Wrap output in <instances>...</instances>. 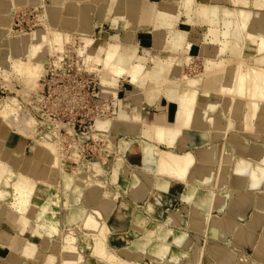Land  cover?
Instances as JSON below:
<instances>
[{"label":"bare ground","instance_id":"1","mask_svg":"<svg viewBox=\"0 0 264 264\" xmlns=\"http://www.w3.org/2000/svg\"><path fill=\"white\" fill-rule=\"evenodd\" d=\"M27 1L40 8L42 14L39 18H41V23L44 27L41 25L43 29H38L32 34L20 36L15 41L11 42L9 51L16 53L18 58L13 64L14 69L11 68L12 70H10L12 72L15 70L18 75L24 77V79L22 78L23 80L26 81L27 79L33 82L36 78H39L41 72L44 70V67L42 68V63L48 62L46 59L42 58L45 53L44 50L49 53H55L57 57L56 60L62 59L61 53L64 52L62 49L64 42H66L64 37H67L69 35L68 31L71 30L65 28V26L70 25L72 21L75 22L76 20L74 17L76 16L80 17L77 22L85 29L83 32L81 31V39H83L84 44L76 51H78L77 53L81 56L84 64H88L87 68H89V70H93L95 67L98 71H102L104 74L110 76L109 81L103 80L105 84L113 85V83L125 72L131 75V79L134 82L142 86H144L147 79H150L149 73L144 66V61L128 62L121 59L116 61L117 45L108 43L99 44L92 38L93 36H88L89 34L86 33L92 31V20L98 6L109 8L111 3L117 2L118 7H122L123 10H126L127 6L126 15L129 19L135 15L136 9L134 7L130 9L128 5H123L124 0H52L50 4L47 3L46 0H12L11 4L9 2V4L3 7L5 12H3L1 16L3 26L8 23L9 20L7 16L8 14H13L16 5H18L19 2L23 3ZM187 1L189 3L195 2L194 0ZM225 1L230 2L235 7L240 6V8L233 9L231 6L232 9H228L223 6L224 4H198L196 13L200 15V17L205 16L210 24H214L215 21H218V24L223 26L221 35L231 42L229 46L230 53L242 55L247 47L248 49L256 48L260 52L263 51L264 29L259 33H253L250 30L249 24L251 22L252 12L248 7L253 6L259 10L263 9L264 0ZM126 3L128 4V1ZM252 3H254V5H252ZM173 20L174 18L170 17V21L172 22ZM61 29L67 30V32H63ZM186 33L179 30L176 31L175 34H171L172 38L167 40L169 43L167 47L174 50L179 46V49L176 50H180L186 41ZM165 39L166 36H164V40ZM246 39H249L252 44H247ZM24 46L25 48H23ZM24 49L26 59L20 57ZM211 51V56L217 54L216 52L213 53V50ZM214 51H216V48H214ZM200 52L201 54L208 53L205 46H202ZM191 59V56L186 57L184 65L188 64L186 62H190ZM56 60L52 61V64H57L58 61ZM206 61L205 70L199 74L197 79L194 78L195 83L193 86L180 89L177 96L179 105L174 118L175 122L172 126L167 125L166 122L159 123L155 127L146 125L147 128L144 129L146 134L144 135L149 137L152 141L149 139H129L119 136L120 142L118 147L119 150L121 149L127 152V156L128 154L131 156L133 155V160L129 163L140 167V169L137 168L136 171H133L130 165H124V172L131 175L133 178V181L129 185V191L132 193L133 197L137 194L135 198L136 200H140V203L144 202L147 197L146 195L152 190L154 185L160 189L169 190L184 183L185 189L181 193V200L184 202L185 206L182 208V212L189 218L187 219L186 216L184 218L180 215L176 216V214L173 213L168 217L171 222L173 221L175 223L177 221L178 225L179 222L183 221L179 226L184 228L193 221L195 223V228L198 230V236H205L207 234L203 221H207L213 225L221 222V219H219L220 216H212V211L214 209L213 202L215 200L217 202L219 201V205L221 204L220 209H223L225 206V202L229 197V194H227L229 192L227 184L230 180L231 173L233 174L234 172L236 176H238L239 188L244 185L247 176L251 179V185L255 187L264 179V144L259 151L260 160L258 159L259 161L253 163L247 158L234 159V149H246L250 144L249 140L233 135L235 140H232L231 143H234L235 147H231L222 139L230 129L246 132L249 131L248 128L252 130L255 122L259 121V119L264 120V66L246 63L244 65L245 69L242 70L241 64L237 65L236 62L234 63L232 60L217 62L212 60ZM173 66L172 62H164L159 70L160 81H165L169 78L172 80L191 79L186 74L181 73V71L178 73L171 70L174 68ZM89 70L88 72H90ZM9 75L10 74H8V76ZM199 91L205 93L208 97L205 107L197 106ZM110 93H112L113 97L117 95L115 90L105 89V95ZM15 109L17 108L14 104L0 99V119L2 123L4 125L9 124L16 128V130L21 131V133L25 135L22 136L23 138L30 137L33 133L35 134V121L32 116L28 115L20 118V126L14 123L16 118V116H14ZM116 118L117 115L111 118L97 119L95 127L99 130L112 132V128L115 127L118 121L115 120ZM150 130H152L153 133H150ZM139 132V136H142L141 129ZM53 134H56L54 129L44 132L39 138V140H41L39 142V144H41L40 146L43 147V149L49 146L51 150L48 151L53 155V161L50 163L47 173H44L45 168H42V165L39 163L31 164L29 160H19L18 155L11 157L10 161L7 162L5 159L10 157L11 150L4 144L6 135L0 137V217L6 214V211L9 209L7 199L11 196L13 190L15 192V202L9 210V214H11L14 220L20 219V222L25 226L29 218H32V216L36 215L38 212L40 213L39 217H44L46 214V207L49 205L47 201L43 204L41 201L44 195H46L48 199H54L55 195L53 196V194H50L51 191L48 190L43 189L42 193L38 190L45 185H49L50 187L58 186L61 176L64 180L63 186L65 188L70 186L72 181H75L78 187H89L88 190L91 189L90 196L93 199L89 198V200H91L92 203L88 200H84L86 204L91 203L93 205L94 203H99L101 208H103L102 206L109 204V199L114 197V192L111 188L106 187V185H102V187L98 185L102 188V190H99V187L98 189L89 182V173L94 174L102 171L99 162H86L87 166L84 172L77 170V167L72 168L73 171H69L68 174L67 172H63V160L60 156V147L56 148L53 146L54 143H56L52 138ZM94 136L96 135L94 134ZM178 140L180 142H178ZM254 151L253 149L249 150V154ZM18 160L19 162L17 163L16 161ZM74 160L77 161L75 156ZM232 167L233 172H231ZM75 170L79 173L75 172ZM113 171L112 173L116 176L117 170L114 169ZM71 173L74 176L76 174V176L74 177ZM40 179L43 181V186L39 185L40 187L38 188L37 180ZM196 183L198 185H196ZM37 195L38 199L36 202L34 201L36 205H33L32 202L35 200V197L37 198ZM94 197H97V199H94ZM247 198L248 194L243 193L241 198L243 203L248 202ZM258 203V209L264 211V193L259 198ZM186 205L189 206L188 209ZM109 206L105 207L109 209L104 215L105 217L100 218L103 215L102 209L97 210L93 208L89 210L91 206L85 208L83 204L76 208L75 211L77 212L73 213L74 216L72 215L70 218L71 221L75 222L76 220V223H74L76 224L75 228H72L69 226L71 224H68L67 226L65 225L66 228L64 231H62V228H58L57 225H49L51 217H53L57 223L58 220L55 212H51L52 214L48 213L42 227H45V230L51 227L52 231L56 234L54 236L52 235L54 243L51 248L54 250V246H57L58 243L61 247L60 250L57 249L54 257H45L50 261L48 263L69 264L68 262L64 263V261H68L66 257H70L72 260L75 259V264H147L146 262L142 263L144 259L143 250L144 247L153 240L148 247L151 251L146 254V259L150 260V264H181L179 257L190 250L196 253H194L195 255L189 260V262L191 261L190 264H202L200 263V257L206 245L197 249L193 244L194 239L190 238L188 235H184V233H180L178 235L176 234L172 242L174 246L170 247L167 243H164V241H158L155 238L156 233L160 230V223L152 222L151 226L146 227L145 232L148 236L144 235L143 238H140L141 233H138L135 229L129 230L128 232L123 231L122 233L121 231L116 233L113 230V232H111L107 224V219L111 217L116 220L124 218L127 214V205L124 201H120L117 202L114 210H111ZM191 207H193L192 210H190ZM197 209H203L206 212L203 221L201 217H197ZM43 213L45 214L43 215ZM133 214L135 217L134 220L138 226L143 229V220L146 221L147 218L139 214V212ZM252 223V225L257 227L260 221L256 218L253 219ZM24 226L21 232H24ZM86 228L90 229L91 238L89 242L83 240L82 244L86 247H90L91 253L89 256L83 257L79 251L81 242L79 235L83 234V230ZM142 232L144 234V231ZM232 232H234L232 234L233 239H229V243L232 244V246L236 247L237 242L253 246V255L250 254L251 256H248L246 253L241 252L243 256L246 254L245 257H247V259L240 258L236 264H256L257 261L255 260L264 256V232L261 235L262 237L257 239L253 231L247 229L245 225L242 224L239 226L237 225L236 228L234 227ZM110 234H112L113 243L116 242L117 245L130 242L131 237H136V239L132 240L127 247H123L121 250L111 247L112 250L107 251L106 244ZM197 238L199 239V237ZM62 239L66 244H72L68 245L67 247L69 248L65 249L68 254L62 253V241L59 242ZM139 239L142 243L141 248H138ZM49 246L50 244L47 243V247ZM207 248L212 255H217L218 259H220L219 257L225 259L228 257V254H230V251L215 243L208 244ZM0 250L5 252L3 256L0 254V263L4 261L6 263H19L20 256L24 254L27 259H29L30 263L36 264L41 257L34 243L23 240L19 235L12 232L9 233L2 230H0ZM45 258L43 257L41 259L42 263H44Z\"/></svg>","mask_w":264,"mask_h":264},{"label":"rangeland","instance_id":"2","mask_svg":"<svg viewBox=\"0 0 264 264\" xmlns=\"http://www.w3.org/2000/svg\"><path fill=\"white\" fill-rule=\"evenodd\" d=\"M7 1L10 2V4L12 3V0ZM252 5H254V3H252ZM41 14L42 12L40 8H38V6L36 7L29 1L23 3L19 2L13 11V14H8V23L5 26H3L2 22L0 23V99L2 101L6 100L14 104L17 108L15 109L17 112H14V116H16L14 123L20 126V118L28 115L32 116L35 121V134L33 133L30 137L23 138L22 136L25 135L21 133V131L16 130V128L12 127L9 124L4 125L0 119V137L6 135L4 144L11 150L10 157L8 159L6 158L5 160H7L8 162L10 161L11 157H15L16 155H18L19 160L26 159L29 160L31 164L39 163L40 165H42V168L46 169L45 173H47V169L49 168L50 163L53 161V155L48 151L51 150L49 146H47L46 149H43V147L40 146L41 144H39V142L41 140H39V138L44 132H48L54 129L56 134H53L52 138L56 143H54L53 146L56 148L60 147V156L63 160V172H67L68 174V172L75 167H77V170H79L80 172H84V169L87 166L86 162H99L102 171L94 174L89 173V182L90 184L95 185L94 187L96 188L99 187L98 185H100V187H102V185H106V187L111 188L114 192V197L109 199V204H105L104 206H102L103 208H101L99 203H94L93 205L91 204L92 201L89 200L91 192H87V187H78L75 181H72L71 185L65 188L63 186L64 180L62 176L59 179L58 186H43L44 190L51 191L50 194H53V196L55 195L54 199L49 198L50 200L46 197V195H44V198L41 202L46 203L47 201V204L49 205L48 207H46L45 213L48 214L50 212H55L59 224L57 226L60 229L62 228V231H64L66 228L65 225L67 226L68 224H71L69 226L75 228L76 224L74 223H76V220L74 222L71 221L70 218L72 215L74 216L73 213L77 212L75 211L76 208L82 206L83 204L85 205V208L91 206L92 208L89 207V210H92L93 208L97 210L102 209L103 215L100 218L105 217L104 215L109 211V209H106L105 207L110 205L109 208L111 207V210H114L117 202L120 201H124L126 205L127 203L129 204L126 206V208H137L136 203L128 200L129 196H133L131 192L126 191V189H128L126 184H128L130 179L133 178L131 177V175H128L124 172V165L128 164L132 169L138 168L139 166L129 163L132 162L133 155L131 156L130 154H128L127 156V152L118 149L120 139L119 135L115 131L109 132L107 130H99L95 127V122L97 119H105L116 116L117 107L116 105H114V102L117 100L118 95L113 97L112 93L108 95L104 94L101 86V83H103L104 79V73L102 71H98V69L95 67L93 68V70H89V68H87L88 64H84L81 56H79V54L77 53L78 51L76 50H78L79 47L84 44L83 39H81L82 37L80 31L76 29L69 30V35L67 37H64L66 42H64L62 49L64 52L62 51L63 53H61L62 59L56 60L57 57L55 53H49L44 50L45 53L42 58L46 59L48 62L42 63V68L44 67V70L41 72V74H43L44 76L40 74L39 78H36V82H32L27 79L26 82L25 80H23L24 77L18 75L15 70H13V72L11 71V68L14 69L13 64L18 58L16 53H14L13 51H9L11 42L15 41L20 36L32 34L38 29H43L44 26L41 23V18H39ZM0 16H2V13H0ZM0 20L2 19L0 18ZM101 27L102 26H96V33L89 34L88 36L91 35L94 38L99 37L100 31H102ZM62 31L67 32V30ZM23 48H25V46ZM24 51L25 49L22 51L20 57H24L23 59H26V54L24 53ZM231 55L236 58V64H241L242 70H244V65L248 63V61L244 59V53L242 55H234L233 53H231ZM55 60L58 61V63L52 64V61ZM186 63L188 64L184 66L182 72L188 75L189 78L197 79L199 74L202 72L198 69V66H196L199 62L192 61L191 59L190 62L188 61ZM86 68L90 72H88ZM8 74L10 75L8 76ZM4 75L8 77H5ZM248 129L249 131L246 132H252L254 134L260 135V137L256 138L257 143L261 144L264 142L263 138H261V136L264 135L263 119H259V121L255 122L252 130L250 128ZM94 134L96 136H94ZM54 136L56 139L54 138ZM31 144L33 145L31 146ZM30 146L33 151V157L28 158L24 155V153L27 155L30 154ZM73 155L76 157L77 161L74 160ZM19 160L16 162L18 163ZM114 169L117 170L116 176H114V174L112 173ZM77 170H75V172H77ZM196 185L198 184L196 183ZM184 189L185 185L184 183H181L176 186V188H171L168 191H157L156 189H152V191H149L144 202H141L139 205L140 207L137 208L139 209V214H143L145 217L148 216L146 221L143 220L145 223H143L144 234L140 235V238H143L144 235L148 236L145 232V229L146 227L151 226L152 222L160 223L161 230L166 228H170L175 231L181 229V226L179 225L183 221L179 222L178 225L177 221L175 223L170 222V220L168 221V216L172 213L176 214V216H186L184 212H182V208L185 206V204L181 200V193ZM99 190H102V188H100ZM37 199L38 195L37 198L35 197V200H33V205H36L34 201L36 202ZM94 199H97V197H94ZM84 200H88L91 203L86 204ZM59 201L60 204L58 203ZM50 203L55 204L54 208H52V205ZM186 207L187 209L189 208V206L187 205ZM192 209L193 207H191L190 210ZM126 212H128V210ZM148 212L150 213V215H148ZM202 212L206 213L203 209H197V217H201ZM47 214H45L44 217L40 216V218H38V220L36 221V226H38L39 222L44 223L43 219ZM37 215L38 213L32 216V218H35ZM60 216H62V221L60 220ZM50 220L54 221V218L52 217L50 218ZM225 222H219L216 225H213L206 221L204 225L207 227V234L205 236H198V230L195 228V223L193 221H191V224L188 225L190 229L195 231H191L189 235L192 239H194V247L196 246V248L198 249L199 247H204L206 245V248L205 250L203 248L200 257V263L234 264L237 263L238 259L240 260V258L247 259V257H245L246 254H244L243 256L240 250H237L235 246H232V244L229 243V239H233L232 234L234 232H230L232 227L234 228L235 225H230L232 226L230 228L229 223ZM240 222V224H243V221ZM107 224L110 223L107 221ZM208 228L210 230H208ZM221 229H223L224 233L219 234ZM86 230L89 232H87ZM83 231V234L79 235V238L81 240L79 251L83 257H87L91 253V248L84 246V244H82V241L84 240L89 242L91 238V232L90 229L87 228ZM197 237H199V239ZM261 237V235L256 236L257 239H260ZM172 238L173 236H170V241L172 240ZM61 241L63 249L62 253H66L65 249L69 248L67 246L72 244H66L65 242H63V239L59 242ZM138 242V248H141L142 243L140 239ZM151 242H153V240H151L149 244L144 247V259L142 260V263H151L149 259H146V254L151 251L150 248H148ZM210 243H215L218 246H223L225 249L230 251V254H228V257L225 259H221V257H219L220 259H218L217 255H212V253L209 252L207 245ZM106 245L107 251L112 250L111 247H108V242ZM194 253L192 250L186 251L184 255L179 257L180 263H190L191 261L189 262V260L196 254ZM52 256L54 257L55 255H51V257ZM66 258L68 259V261H64V263H76L75 259L72 260L70 257ZM40 261L41 260H38L36 263H42V261ZM48 262L50 261L45 258L44 263ZM25 263L30 262L28 260Z\"/></svg>","mask_w":264,"mask_h":264},{"label":"crops","instance_id":"3","mask_svg":"<svg viewBox=\"0 0 264 264\" xmlns=\"http://www.w3.org/2000/svg\"><path fill=\"white\" fill-rule=\"evenodd\" d=\"M46 1L49 4L52 2V0H46ZM127 1L128 4L126 3ZM194 1L195 2L189 3L187 0H124L123 5L125 6L128 5L130 9L132 7L136 9L135 15L130 17V19L126 15L127 6H126V10L125 9L123 10L122 7H118L117 2L111 3L109 9L104 6H98L96 10V14L94 15V18L92 20V31L86 33L95 34L96 26H102L101 27L102 31H100V36L97 38L93 37L95 41L99 44L108 43L112 45H117L116 61L118 59L128 62L144 61L145 62L144 66L150 76L149 77L150 79H147L145 81L144 86L134 82L131 79V75H129V73L127 72L123 73L116 80V82L113 83V85L105 84L104 81L103 83H101L102 91L104 92V94H105V89L108 90L111 89L113 91L115 90L118 95L117 100L114 102V105H116L117 107V111H116L117 118L115 120L118 121L116 122L115 127L112 128V130L118 133L119 136H123L125 138L127 137L129 139L142 138L143 140H148L149 137H146L144 135L146 134L144 130L147 128L146 125L150 127H155L157 124L162 122H166L167 125L169 126H172L174 124L175 114L177 112V107L179 105L178 104L179 99L177 97L178 93L181 88L193 86L195 80L192 78L189 80H185V79L172 80L169 78L165 81L162 80L160 81L159 70L165 61L172 62L174 68H172L171 70H174L178 73H180V71L181 73H183L182 69L184 68V66H186L184 65V61L188 56L192 57V61L199 62L196 66H198V69L200 71L205 70V66L207 62L206 60H210V61L212 60L216 62L223 60L225 61L232 60L235 63L236 58H234L229 52V46L231 42L228 39H225L221 35V29H223V26H220L218 24V21H215L214 24L212 23L210 24L205 16L200 17V15H198L196 12H197L198 4L200 5L224 4L223 6L227 7L228 9H232V8L239 9L240 6L235 7L233 4L225 0H216V1L194 0ZM7 4H9L7 0H0V13L3 14L4 12L3 7L6 6ZM248 8L252 12L251 22L249 24L250 30L253 33L256 32L259 33L262 29H264V8L260 10L254 8L253 6H249ZM170 17L174 18L172 22L170 21ZM74 18L76 21L75 22L72 21V23L68 25L69 27L65 26V28L67 29L69 28L71 30L76 29L80 32L81 31L83 32V30L85 29L81 26L80 23L77 22L80 19V17L76 16ZM1 22L2 20H0V23ZM212 28L214 29V31ZM179 30H182L185 33L187 32L186 33L187 38L185 43L183 44L184 47L182 46L180 50H176L179 49L178 46L175 49L173 48L174 50H172V48L167 47L169 46L167 40L169 38L170 39L172 38L171 34H175V32ZM164 36H166L165 40H164ZM246 42L247 44H252V42L249 39H246ZM202 46L206 47V51L208 52L207 54H201L200 50ZM214 48H216V51H214ZM211 50H213V53L216 52L217 54L215 56L213 55L211 56L210 55L212 52ZM243 56L244 59L248 61V63H251L252 65L260 64L264 66V50L260 52L256 48L248 49L247 47V49H245L244 51ZM103 78H104L103 80L105 81L110 80V76L107 74H103ZM207 98L208 97L205 93L199 91L197 106L205 107L207 103ZM140 129L142 136H139ZM236 130L237 129H230L229 131H227L224 138H222L224 141L228 143V146L235 147V144L231 143L232 140H235L233 135H236L237 137L240 136L243 137L244 139L249 140L250 144L248 147H246V149L235 148L234 159L247 158L250 159V161H252L253 163L259 161L260 160L259 151L261 150V147L263 146L264 142L261 144L255 143L257 142L255 140L256 138L260 137V135L254 134L252 132L248 133V132H243L240 130L236 131ZM150 133H153L152 130H150ZM261 138H263L264 140V135H262ZM178 142L180 141L178 140ZM32 145L33 144H31V146ZM31 146H30L29 155L23 152L24 155L28 158L33 157V151ZM251 149L255 151L249 154V150ZM132 170L136 171L137 168H134ZM45 172L46 169L44 170V173ZM231 172H233V167L231 169ZM238 179H239L238 176H236L234 172L233 174L231 173L230 180L228 181L227 184L229 189L228 190L229 192L227 194H229V197L226 200L223 209H220L221 204L219 205L218 203L219 201L217 202L215 200L213 202L214 209L212 211V216L213 215H216L218 217L220 216L219 219H221V223L226 221L227 223H229L230 228H231L230 225L232 226L235 225L237 227V225L241 223L240 221H243L242 225H245L247 229L253 231V233L256 236L262 235L264 232V211L258 209L257 206L259 204L258 203L259 198L264 193V179H262L259 185L255 187L251 185V179L247 176L244 185L240 188L238 187ZM132 181L133 179H130L129 183L126 184L128 187L126 191L130 190L129 185L131 184ZM42 182L43 181L41 179L37 180L38 188L40 187L39 185L43 186ZM152 189H156L157 191H168V190L160 189L156 185H154ZM42 190L43 187H40L38 191L42 193L43 192ZM88 191L91 192V189L87 190V192ZM243 193L248 194V198H247L248 202L246 201L247 203H243L241 199ZM135 197H137V194H135L134 197L129 196L128 200L136 203L137 205L136 207L139 208L140 200H136ZM89 198L93 199L91 196ZM7 200H8L9 209L6 211V214L0 217V230L9 233L12 232L16 235H19L20 238H23V240H27L30 243H34L37 247V251L41 254L40 260L43 257L45 258L49 255L50 256L56 255L57 249L60 250L61 247L60 244L58 243L57 246H54V250L51 248L54 243L53 236L56 235L54 231H52V228L48 227L45 230L44 229L45 227H42L43 225L41 224L43 223L41 222H39L38 226H36V221L38 220V218H40L39 217L40 213L38 212V215L35 218H29L27 224L24 226L20 222V219L14 220L13 217H11V214H9V210L12 208V205L15 202L14 190L12 191L11 196L8 197ZM58 203L60 204V201ZM50 204L52 205V208H54L55 204L54 203H50ZM127 205L129 204L127 203ZM137 208H133V207L127 208L128 212L125 215V217L122 219L116 220L112 217L108 218L107 221L110 223L108 225L110 227L111 232L114 231L117 233L121 231L122 233L123 231L128 232L129 230L135 229L138 231V233H141L140 235H142L143 229L139 227L136 221L134 220L135 217L133 213L138 212L139 209ZM201 214H202L201 219L203 221V218H205L206 213L202 212ZM148 215H150V213ZM142 216L144 215L142 214ZM186 218L188 219L189 217L186 216ZM256 218H258L260 221V224L257 227L252 225L253 219ZM60 220L61 221L63 220L62 216H60ZM172 223L174 222L172 221ZM49 225H58V223L55 222V220L52 222L50 220ZM23 226L25 227L24 232H21ZM233 229L234 228L232 227V230ZM205 230L207 231V227L205 228ZM208 230L210 229L208 228ZM232 230L230 233H232ZM191 231L194 230L190 229L188 226L186 228L181 227L180 230H176V231L170 228H166L163 230L160 229L156 233L155 238L156 240L158 241L161 240L162 242L164 241V243H167L170 247H173L174 245L172 242L176 234L178 235L180 233H184V235L189 236ZM222 232L223 229L220 230L219 234H221ZM170 236H173L171 241L169 240ZM134 239H136V237L135 238L131 237V241ZM130 242L117 245L116 242L113 243L112 234L108 236V245H109L108 247H114V249L117 250H121L123 247H127L130 244ZM47 243L50 244L49 247H47ZM236 249L246 253L248 256L250 254L253 255L252 254L253 246L250 244H243L241 242H237ZM0 254L3 256L5 255V252L0 250ZM28 260L29 259H27L26 255L22 254L20 256L19 263L16 264H32V263H25ZM255 261H257L256 264H264V256L262 258L256 259ZM0 264H15V263H6L4 261L3 263ZM36 264H51V263H36ZM183 264H190V263H183ZM203 264H213V263H203Z\"/></svg>","mask_w":264,"mask_h":264}]
</instances>
